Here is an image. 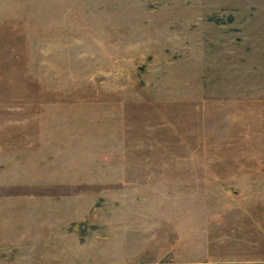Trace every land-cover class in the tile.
Wrapping results in <instances>:
<instances>
[{
    "label": "rangeland",
    "instance_id": "obj_1",
    "mask_svg": "<svg viewBox=\"0 0 264 264\" xmlns=\"http://www.w3.org/2000/svg\"><path fill=\"white\" fill-rule=\"evenodd\" d=\"M0 264H264V0H0Z\"/></svg>",
    "mask_w": 264,
    "mask_h": 264
}]
</instances>
